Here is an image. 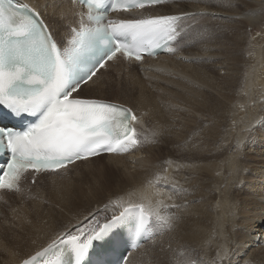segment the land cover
<instances>
[{
  "label": "bare ground",
  "instance_id": "1",
  "mask_svg": "<svg viewBox=\"0 0 264 264\" xmlns=\"http://www.w3.org/2000/svg\"><path fill=\"white\" fill-rule=\"evenodd\" d=\"M25 1L40 11L55 37L63 41L68 26L75 22V6L69 0ZM246 3V11L236 15L232 11L212 8L211 0H182V3L165 6L163 14H188L182 25L183 35H187L194 22L206 18L209 22L220 21L222 16L232 15L255 23L260 18L264 1L246 0ZM222 43L212 45L214 51L202 53L195 51L187 41H181L176 56L162 57L151 63L152 68L142 71L132 67L135 71L130 78L135 79L133 83L123 84V80L114 79L102 81L106 72L85 87L83 96L86 98L132 107L139 117L144 144L132 156H101L75 166L76 172L81 167L104 162L106 166L101 167L104 171L92 175L104 178L102 184L99 178L93 184L98 181L95 186L104 185L107 191L98 193L94 192V186L86 188L87 172L74 177L70 173L63 180L40 188L38 195L34 191L30 193L27 196L30 202L25 206H22L23 197L15 205L8 204L10 213L0 224V264H18L64 233H73L82 225H100L129 203H144L162 215L169 212L179 218L171 233L165 235L166 240L172 237L181 248L172 242L176 249L182 250V255L176 258L177 264H264V96L257 112L262 123H252V114L243 121L247 125H241L238 135L223 132L222 125L233 112L232 93L241 68L239 65L237 68L236 54L228 53L227 46ZM118 65L122 64L112 69ZM263 65L262 61L261 67ZM252 77L248 80L252 81L250 89L254 95L259 86L264 92V84L254 80L256 73ZM113 88L124 97L106 98ZM105 89L107 91L103 92ZM89 91L97 93L87 94ZM127 96L136 97L135 102L127 100ZM229 123L228 120L225 125L229 126ZM161 145L171 147L175 157L184 155L190 161L171 163L166 167L155 164L153 156ZM158 176L168 178V181L159 180ZM114 183H117L115 187ZM166 186L176 190L179 196L172 198L169 195L170 200L165 199L161 191L164 192ZM121 188L132 191L130 200L109 204ZM94 212L98 214L90 216ZM57 220L62 221V226L50 228L49 225ZM161 234L131 256L132 264L142 260L139 257L160 240ZM158 249L161 250L160 246ZM163 249L161 251L172 250ZM173 254L164 258L158 253V256L170 260L178 253ZM153 259L157 261L158 258Z\"/></svg>",
  "mask_w": 264,
  "mask_h": 264
},
{
  "label": "snow or ice",
  "instance_id": "2",
  "mask_svg": "<svg viewBox=\"0 0 264 264\" xmlns=\"http://www.w3.org/2000/svg\"><path fill=\"white\" fill-rule=\"evenodd\" d=\"M164 0H79V13L68 36L59 41L41 13L19 0H0V105L16 117H40L19 132L0 127V148L10 153L0 175V189L17 190L30 169L57 172L102 153H123L140 143L132 109L99 99L73 97L108 61L123 53L140 61L157 49L173 51L181 35L182 15H140L109 19L112 12H132ZM119 202V201H118ZM155 220V229L148 225ZM176 217L144 203H129L102 225L53 242L23 264H86L95 241L105 240L119 224L135 221V236L171 231ZM182 264V262H181Z\"/></svg>",
  "mask_w": 264,
  "mask_h": 264
},
{
  "label": "rangeland",
  "instance_id": "3",
  "mask_svg": "<svg viewBox=\"0 0 264 264\" xmlns=\"http://www.w3.org/2000/svg\"><path fill=\"white\" fill-rule=\"evenodd\" d=\"M211 1L213 3L211 5V7L215 8L219 11L222 10L221 12L232 11V12L237 13L236 15H240L243 11H246V9H245V5L247 4L246 0H234V1L232 0L234 2L233 4H232V1H230L228 3L227 0L226 1L225 0H211ZM262 1H264V0H262ZM224 2H226V3H224ZM208 4L202 3V5H208ZM227 15H230V14H227ZM259 17H260L259 20L255 21V23L246 21L244 18L236 17V16H232V15H231V17L224 15V16H222V18L223 19H234L235 21L234 20L225 21V20L221 19L220 21H210L209 22V21H207L208 18H206L204 20L207 22H205L204 20L199 21V22L196 21L198 23H197L195 29L192 31L191 36L189 35V33L187 35H183V37L186 38V41L190 44V47H192L195 51H199L202 53H208V51L209 52L214 51L213 50L214 44L215 45L216 44L221 45V43L223 42L222 45L225 44L227 46V52L228 51H229L228 53L232 52V54H236V56H237V60H236L237 63L236 62L235 63L237 65V68L239 65L242 71L239 69L240 70L239 74H238L239 77L237 76V79L235 80V83H234V88H233V93H232L234 96V99H233L234 101L231 102L232 103L231 105L233 106V109H232L233 112H231L229 114L230 116L225 121V123H226L229 120V122H231L232 124L229 123V126H226L224 123L222 125L223 132H229V134H231L232 136L238 135L241 125H243V124L247 125L244 122L246 121V118L252 114H253L251 116V118L253 119L252 123L254 121L255 122L259 121L262 123V121L260 119H258L257 112H258L259 107H261V105L263 104L264 92H263V90L262 91L260 90L261 89L260 87H262V86H259L257 89L258 90L257 95H254V93L252 92L253 90H251L252 88L250 85V83L252 82L251 80L253 78L252 76L255 77V73H256V78L254 80L257 81L256 83L264 84V65L261 67L262 61L264 64V8L261 9V14ZM203 27H204V29H203ZM188 36H189V38H188ZM226 43H228V44H226ZM202 48H204V49H202ZM208 48H210V49H208ZM252 71H254V72H252ZM250 72H252L251 76H250ZM130 78H132V77H131L130 73H128V71L125 68H117V69L111 71V73L109 75L105 76L103 78V81H110L112 79L117 80V81L123 80V82H121L123 84H130V83L135 82V79H130ZM248 79H251V80H248ZM245 82L247 83L246 84L247 86L245 85ZM106 91L107 90L105 89L103 92H106ZM94 92H96V91H93V92L89 91L87 94H92V93L95 94ZM122 97H124V96H121L120 94H118L115 89L112 90L111 92H109L108 95H106V98H108V99H116V98L120 99ZM136 97H137V94H136ZM125 98H127V100H130L133 102H135V100H136L134 97H129V96H127ZM260 100H262V101H260ZM248 111L249 112L252 111V112H250L251 114ZM253 112L256 113L255 116H257V117H254ZM238 117H239V119H238ZM232 118H234V119H232ZM252 123H250V125ZM169 148L171 149V147H169L168 145H161L160 149L154 153L153 162L155 164L161 166V167H166V166L170 165L171 163L185 164L184 162L188 163L190 161V159L184 155H181L179 157H175V155L173 154V152L170 151ZM102 166H106V164L101 161L95 165H91L88 167H81L76 172L74 171L75 173L73 172L72 174L74 177L80 173L87 172L88 174L87 173L86 174L88 175V177L86 175V178H88V179L85 180L84 186L86 188L94 186L95 191L94 190L93 191L94 192L97 191L98 193H101V192L107 191V188L104 185L103 186H100V185L95 186V185L97 184L98 181H101V184H102L104 182L103 181L104 178L102 179L100 177V175L93 176L92 174L93 173L98 174L97 172H100V170L103 172L104 170L101 168ZM157 178H159V180H160L162 178V176H158ZM96 179H98V181H96V183L93 184V182H95ZM166 179H163V180L168 181V178H166ZM88 180H90V181L88 182ZM116 184L117 183H114L113 187H115ZM158 186L160 187L161 185L159 184ZM173 190H174L173 188L166 186L164 192L161 191V195L165 199H168V200H170V196L172 198L178 197L179 193L176 190H174V191ZM168 191H169V193H168ZM166 193H168V194H166ZM165 194H166V196H165ZM131 196H132V191H130V189L121 188L118 190V194L116 196H113V198L110 199V200H114V199L115 200L112 202H109V204H120L121 202H124V201H126L124 203H127L130 200ZM166 197H168V198H166ZM117 198H119V199H117ZM95 214L97 215L98 213L94 212V214L92 213L90 216H92V215L94 216ZM165 215H171L174 217V215H172L169 212H166ZM102 218H103V216H102ZM176 218H178V217H176ZM54 222L55 223L58 222V224L51 223L50 224L51 226L49 225L50 228L55 229L56 225L62 226L61 220H57V222L56 221H54ZM54 225H55V227H54ZM174 228H175V225H174L173 229ZM167 233L169 234V233H171V231L162 232V234L160 236L162 238V240L160 238L161 241L158 240L155 244H153V247L151 246V248H148L147 251L144 252L143 256L141 255L139 257L142 260L144 259L143 261L142 260H135L137 262L134 261L133 264H135V263L139 264V262L140 263L143 262L144 264H146V263L147 264H151V263L157 264L159 261H161L162 263L159 262L158 264H166V263L169 264L170 263L169 261H171L172 264H177L176 258H179L178 256L182 255L181 254L182 250L179 251V249H181V248H179V246H176V242L173 240V238L171 236H170L171 238L168 237L167 240L165 239L166 238L165 235H167ZM162 236H164V237H162ZM163 239H165V240H163ZM172 242L179 249H176V247L172 244ZM157 243H159V245ZM163 243H165L166 245H164ZM167 243H168V245H167ZM169 243H171L172 245H170ZM155 245L157 247H155ZM162 245H164L163 247L166 246L167 250H170V249H172V250L166 251V252L161 251L163 249V247H161ZM159 246H160L161 250L158 249ZM168 246L171 248L169 249ZM262 246H264V245H262ZM166 248L163 250H166ZM154 250H155V252H157V251H159V252L154 253L153 252ZM174 250H177V251L175 252ZM172 251L174 252V254H176V253H178V254H176V255L173 254L174 256L171 257L170 260H168L169 258L168 259L166 258L165 260L162 258L163 256L165 258V256L167 255V252H170V253H168V255L170 254V256H171V254L173 253ZM163 252H165L166 254L164 255ZM151 253L153 255H151ZM158 253H159V256H162V257H159ZM147 254H150L151 256L148 255L149 256L148 257ZM154 255L155 256L157 255V256L155 257ZM168 255L166 257H168ZM216 255H217L216 257L219 259V254H216ZM145 256L147 258H145ZM151 258L152 259L158 258V259H157V261H155L153 259V261L155 262L154 263L153 261H151L152 260Z\"/></svg>",
  "mask_w": 264,
  "mask_h": 264
}]
</instances>
